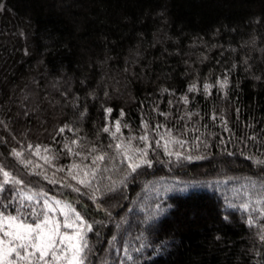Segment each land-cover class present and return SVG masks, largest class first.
I'll use <instances>...</instances> for the list:
<instances>
[{
  "label": "trees",
  "instance_id": "1",
  "mask_svg": "<svg viewBox=\"0 0 264 264\" xmlns=\"http://www.w3.org/2000/svg\"><path fill=\"white\" fill-rule=\"evenodd\" d=\"M0 6V211L86 210L85 264H264V0Z\"/></svg>",
  "mask_w": 264,
  "mask_h": 264
},
{
  "label": "snow or ice",
  "instance_id": "2",
  "mask_svg": "<svg viewBox=\"0 0 264 264\" xmlns=\"http://www.w3.org/2000/svg\"><path fill=\"white\" fill-rule=\"evenodd\" d=\"M209 87L210 85H205V90ZM111 111V109L106 110L108 113ZM104 131L108 132L109 128L105 127ZM119 131L120 125L117 121L116 132ZM140 139L147 142L148 136H142ZM130 143L131 141H129V145ZM122 147L125 148L124 159L129 162L128 167L132 172H135L143 164L151 166L150 161L146 159V149L136 148L132 150L131 154H128V146L119 143L116 145L118 150ZM165 150L167 151V148ZM136 153H139V159H136ZM169 154L171 155V153ZM15 155L19 157L21 154L16 152ZM103 159L104 156L95 158L97 161ZM257 163H264V161H257ZM0 174L4 178L0 183V191L6 184L23 183L22 180L16 179L2 167H0ZM79 183L84 184L85 181L81 180ZM32 198L30 195L22 197L21 205L23 206L24 199L30 201ZM55 205L59 208L60 215L64 217L62 221L49 215V213L55 212L56 208L47 202L40 212L32 209L31 215L34 219L31 222L20 213L19 209L16 215H6L0 211V264H85V251L88 249L86 235L93 228V224H89L85 218L86 210L82 213L71 204L61 205V201H56ZM242 207L247 209L248 205H242ZM251 223L252 221L249 220V224ZM62 229H71L72 231H63ZM128 259L131 260L132 257L129 255Z\"/></svg>",
  "mask_w": 264,
  "mask_h": 264
},
{
  "label": "rangeland",
  "instance_id": "3",
  "mask_svg": "<svg viewBox=\"0 0 264 264\" xmlns=\"http://www.w3.org/2000/svg\"><path fill=\"white\" fill-rule=\"evenodd\" d=\"M20 103V102H19ZM21 104V103H20Z\"/></svg>",
  "mask_w": 264,
  "mask_h": 264
}]
</instances>
